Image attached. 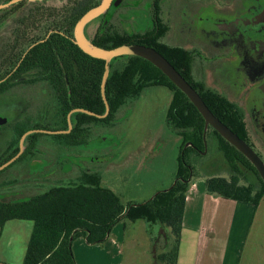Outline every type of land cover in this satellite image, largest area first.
<instances>
[{"label": "trees", "instance_id": "obj_1", "mask_svg": "<svg viewBox=\"0 0 264 264\" xmlns=\"http://www.w3.org/2000/svg\"><path fill=\"white\" fill-rule=\"evenodd\" d=\"M63 14L65 35H52L46 43L35 47L17 72V75L31 72L37 77L31 84L43 80L54 116L46 128L54 131H68V117L76 109L99 116L107 113L102 95L106 61L87 55L74 43V27L82 13L69 4ZM160 38L162 35L153 32L127 35L107 29L88 40L103 49L126 44L155 49L200 94L213 114L242 138L244 128L235 115L221 113L222 109L230 107L227 101L211 91L203 92L201 85L195 84L192 79L191 65L186 62L185 53L162 44ZM109 66L105 89L109 114L98 118L83 112L74 113L71 116V132L52 137L66 140L71 146H83L100 128L116 127L121 111L129 108V102L138 101L149 88L164 87L172 93L167 118L171 128L182 138L184 147L178 160L175 182L169 189L160 191L142 204L123 205L117 194L101 185L100 172L82 171L75 181L54 185L46 192L29 198L14 201L0 198V233L11 220L33 222L23 264H76L73 250L76 240L84 238L89 245L104 243L114 227L123 220L146 222L151 235L156 225L168 228L172 245L156 259L161 264H176L187 190L195 177L204 173L206 191L210 195L256 207L264 197V181L257 169L214 129L210 128L205 133L202 115L162 71L135 56L115 58ZM23 133L19 134L18 140ZM211 143L221 153L223 163L228 167L226 171H204L203 153L206 145L210 147ZM224 173L228 177L223 176Z\"/></svg>", "mask_w": 264, "mask_h": 264}, {"label": "flooded vegetation", "instance_id": "obj_2", "mask_svg": "<svg viewBox=\"0 0 264 264\" xmlns=\"http://www.w3.org/2000/svg\"><path fill=\"white\" fill-rule=\"evenodd\" d=\"M101 2L0 0V168L18 157L0 170V189L5 183L1 177L5 176L14 179L10 188L19 186L17 193L40 194L47 186L69 179H59V175L81 172L76 164L67 169L59 162L51 168L47 164L45 135L67 133H44L56 132L46 128L54 117L52 111L51 116L49 113L47 87L43 80L31 84L38 79L31 72H17L35 47L52 35H65L66 5L75 6L82 17ZM115 19L121 20L125 31L116 27ZM97 20L101 23L93 34L90 25L94 20L85 28L89 39L107 29L127 35L153 32L162 35V44L182 50L191 65L194 83L201 85L203 92L211 91L227 101L230 107L220 108L221 113L235 115L244 128L240 139L264 162L259 154L264 150V0H113ZM21 132L24 133L18 140ZM29 132L33 133L25 137L21 148L22 139ZM203 157L206 173L228 168L225 165L223 169V162L216 163L222 155L212 143L210 147L206 145ZM57 158L59 161L61 156Z\"/></svg>", "mask_w": 264, "mask_h": 264}, {"label": "rangeland", "instance_id": "obj_3", "mask_svg": "<svg viewBox=\"0 0 264 264\" xmlns=\"http://www.w3.org/2000/svg\"><path fill=\"white\" fill-rule=\"evenodd\" d=\"M97 19L90 25L91 34L101 23ZM114 24L120 30L124 29L125 31L121 20L115 19ZM167 38L169 40V37ZM171 100L172 93L164 87L147 89L138 101L129 102V108L126 107L121 111L116 127L112 129L100 128L95 134L92 133L91 138L83 146L74 148L68 146L65 140L45 135L44 138L48 141L46 149L49 155V160H46L47 164L51 168L59 162L60 165L63 164L64 169L76 164V168L79 167L81 172L87 170L100 172L102 174L101 185L117 194L123 205L142 204L152 199L160 191L169 189L175 182L178 160L184 149L182 138L171 128L167 118ZM49 111L51 116L52 112ZM209 151H211V155L212 152L214 154L213 149ZM260 153L264 158L263 149ZM58 155L61 156L59 161H57ZM221 160L216 163L220 162L218 164L220 165L223 162L222 157ZM223 166L225 169V164ZM77 175L73 173L59 175V179L69 178L61 181L63 184H67L71 180L75 181ZM223 176L228 177L226 173ZM11 180L14 181V179ZM11 180L5 176L1 177V181L5 183L1 186L0 198L4 201L20 200L36 195L31 192L17 193L19 186L15 185L10 188ZM193 182L204 187L206 176L203 173L200 177H195ZM55 185H59V183L56 182ZM49 187L51 186H47L39 193L46 192ZM125 222H127L130 233L136 230L142 249L141 247H132L128 241H125L126 246H124L123 220L114 227L111 238L108 239H112L115 244L111 242L112 240L95 245L87 244L84 238L76 240L73 245L76 264H128L129 262L130 264H147L148 257H145L146 261L142 258L147 253L149 257L155 258L153 264H161L157 262L156 257L164 251V247L167 245L166 239L160 238L159 234L148 233L150 237L148 240L144 234V227H149L146 222L135 224L129 221ZM23 223L33 224L30 221ZM154 230L156 232V228ZM128 231L127 235H129ZM127 238L128 236L125 237V239ZM26 248H23L21 252L20 264L25 258Z\"/></svg>", "mask_w": 264, "mask_h": 264}, {"label": "crops", "instance_id": "obj_4", "mask_svg": "<svg viewBox=\"0 0 264 264\" xmlns=\"http://www.w3.org/2000/svg\"><path fill=\"white\" fill-rule=\"evenodd\" d=\"M203 186L192 180L187 190L176 264H264V197L256 207L210 195L205 183ZM23 222L29 221L11 220L0 233V264H20L21 252L23 248H28L34 226ZM144 228L149 240V230L146 226ZM128 229L124 221V246L128 241L132 247H141L136 230L130 233ZM152 230V234L166 239L164 253L172 243L170 230L161 225ZM111 242L115 244L113 240ZM146 256L147 264H153L155 258L147 253L142 257L144 261Z\"/></svg>", "mask_w": 264, "mask_h": 264}, {"label": "water", "instance_id": "obj_5", "mask_svg": "<svg viewBox=\"0 0 264 264\" xmlns=\"http://www.w3.org/2000/svg\"><path fill=\"white\" fill-rule=\"evenodd\" d=\"M112 2L113 0H102L100 5L95 8H92L81 17V19L76 23L74 31V43L84 53L93 58L106 61V72L102 84V95L107 106V113L105 116H107L110 112V107L105 96V89L110 73L109 65L111 61L115 58L123 56H135L143 58L152 63L160 71H162V73L166 75L169 80L188 97V99L192 102V104L196 107V109L199 111V113L205 120V133L211 126L216 132H218L219 135H221V137H223L228 143L235 147L251 162V164L257 169L259 175L264 181V162L262 161V159L245 141L240 139L238 135H236L230 128H228L213 114V112L209 109V107L199 95V93L185 80V78L174 68V66L163 55H161L155 49L143 45L126 44L113 49H103L94 45L92 42H90V40H88V38L85 36L86 26L90 22L98 18L100 15L105 13L111 7ZM77 112L87 113L98 118L105 117L96 115L92 112L83 109H76L72 111L68 117L70 130L72 129L71 116L72 114ZM69 131H44V133L61 134L68 133ZM33 132H29L23 137L21 142V148L23 147L25 137L29 134H32ZM17 158L13 159L11 162L15 161ZM11 162L5 164L3 167L0 168V170L7 167Z\"/></svg>", "mask_w": 264, "mask_h": 264}]
</instances>
